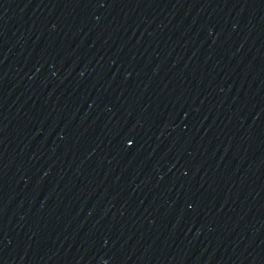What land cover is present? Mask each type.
<instances>
[{
	"label": "water",
	"instance_id": "water-1",
	"mask_svg": "<svg viewBox=\"0 0 264 264\" xmlns=\"http://www.w3.org/2000/svg\"><path fill=\"white\" fill-rule=\"evenodd\" d=\"M174 37L264 134V0H131Z\"/></svg>",
	"mask_w": 264,
	"mask_h": 264
}]
</instances>
